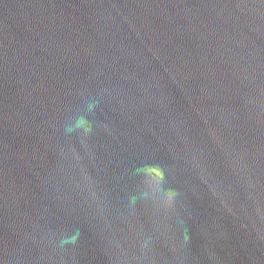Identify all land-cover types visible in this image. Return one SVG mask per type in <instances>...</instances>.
Instances as JSON below:
<instances>
[{"label":"water","instance_id":"1","mask_svg":"<svg viewBox=\"0 0 264 264\" xmlns=\"http://www.w3.org/2000/svg\"><path fill=\"white\" fill-rule=\"evenodd\" d=\"M251 82L264 135V0H225Z\"/></svg>","mask_w":264,"mask_h":264}]
</instances>
